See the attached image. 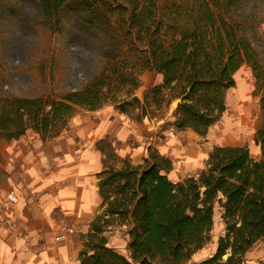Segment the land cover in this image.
Wrapping results in <instances>:
<instances>
[{"label":"trees","instance_id":"1","mask_svg":"<svg viewBox=\"0 0 264 264\" xmlns=\"http://www.w3.org/2000/svg\"><path fill=\"white\" fill-rule=\"evenodd\" d=\"M39 1L57 17L70 0ZM124 1L112 9L109 0H79L90 25L99 26L106 8L126 16L124 36L105 51L106 66L82 90L61 99L0 97V137L16 140L32 130L51 140L79 110L107 103L140 123L181 96L172 127L206 137L226 112L227 92L244 64L263 88L264 65L240 27L226 18L241 0L173 3L164 7L167 15H161L159 0ZM145 72L160 74L163 81L141 100L135 92ZM254 143L261 149L257 158L247 146L214 147L205 168L181 181L169 178L173 161L153 146L141 164L105 165L98 173L102 211L83 237L79 264H187L207 243L216 209L222 210L224 234L215 252L195 264H245L247 253L264 240V125ZM122 225H129V256L109 246L107 232Z\"/></svg>","mask_w":264,"mask_h":264},{"label":"rangeland","instance_id":"2","mask_svg":"<svg viewBox=\"0 0 264 264\" xmlns=\"http://www.w3.org/2000/svg\"><path fill=\"white\" fill-rule=\"evenodd\" d=\"M109 2L112 9L125 4L124 0ZM173 3L187 5L192 4V0H159L161 15H167L164 7ZM102 13L105 16H101L99 26H94L86 22V13L79 0H70L57 17L46 13L39 0H0V97L61 99L69 92L84 89L106 66L108 60L104 56L105 51L110 50L115 39H121L127 30L123 20L126 16L121 17L117 10L111 11L109 8L103 9ZM226 18L240 27L241 34L250 40L264 65V0H241ZM179 21L184 24L187 18L182 16ZM234 78L235 86L226 95L227 110L206 137L195 136L190 130L176 132L171 125L174 121V100L169 109H165L164 104L152 120L144 119L138 123L130 118L134 124L149 123L172 134L167 139L171 140L170 144L164 149L165 155L174 164V169L168 175L171 180L181 181L187 174L199 173L205 168L208 154L216 146H247L253 158L259 157L261 149L254 143V136L264 125V86L258 89L246 64L236 72ZM162 81L159 74L145 72L140 77V86L135 94L141 100L146 96L149 99V89ZM104 107L111 109L115 105L107 103ZM82 111L87 110H79L78 113ZM126 128L129 131L130 127ZM66 131L60 136L65 137ZM142 135L144 132L138 131L137 139L144 137ZM17 140L0 137V194L2 190L3 193L7 191L8 185L12 190L14 186L17 187L15 173L21 170L15 149V143H20ZM102 140L99 147L103 148L104 166L119 168L124 160L131 161L116 151L119 142L116 137L112 139L106 136ZM51 141L53 139L46 140L47 147L44 149L48 155L39 157L42 171L54 167V156L48 153L53 148ZM150 141V138L145 139L144 146H152ZM25 143L32 145L31 138ZM109 145L117 158L110 155ZM12 182H15L14 185ZM221 213V209H216L214 227L207 243L187 264H195L215 252L218 239L224 234ZM128 230L129 225L114 226L107 233L109 246L125 256H129ZM83 237L80 235L75 240H80V249ZM254 247L247 253L245 264L257 251L264 250V240Z\"/></svg>","mask_w":264,"mask_h":264},{"label":"crops","instance_id":"3","mask_svg":"<svg viewBox=\"0 0 264 264\" xmlns=\"http://www.w3.org/2000/svg\"><path fill=\"white\" fill-rule=\"evenodd\" d=\"M148 124H134L115 107L82 111L70 120L65 137L51 141L48 153L54 156V167L43 171L39 157L46 154V141L32 130L19 138L20 143L31 138L32 145L15 143L21 168L15 173L17 187L12 190L8 185L10 189L7 186L0 194V264H79L81 243L75 240L89 231L102 211L98 173L104 169V154L97 145L106 136L116 137V151L134 165L148 154L145 139L165 154L172 134ZM138 131L144 132L140 140ZM194 175L198 173L186 177ZM9 191L19 196V202L3 207ZM68 227L75 229L70 240L58 241L57 235ZM248 264H264V250L252 255Z\"/></svg>","mask_w":264,"mask_h":264},{"label":"built area","instance_id":"4","mask_svg":"<svg viewBox=\"0 0 264 264\" xmlns=\"http://www.w3.org/2000/svg\"><path fill=\"white\" fill-rule=\"evenodd\" d=\"M66 131V130H64ZM64 131L62 132V134L64 133ZM61 134V135H62ZM19 202V196L13 192V191H9L6 195V200L3 201L1 203V205L4 207V206H14L16 205L17 203ZM75 232V229L74 228H71V227H68L66 229H64L62 232H60L56 239L58 241H69V237L70 235H72L73 233ZM51 264H54V263H51Z\"/></svg>","mask_w":264,"mask_h":264},{"label":"water","instance_id":"5","mask_svg":"<svg viewBox=\"0 0 264 264\" xmlns=\"http://www.w3.org/2000/svg\"><path fill=\"white\" fill-rule=\"evenodd\" d=\"M184 96H181L180 98H177L175 99L173 102H172V107L175 109L178 107V105L182 102V99H183Z\"/></svg>","mask_w":264,"mask_h":264}]
</instances>
